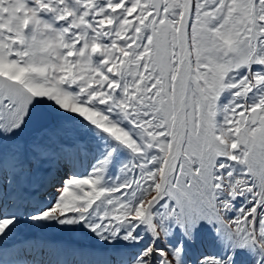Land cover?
Returning <instances> with one entry per match:
<instances>
[{
    "label": "snow or ice",
    "instance_id": "1",
    "mask_svg": "<svg viewBox=\"0 0 264 264\" xmlns=\"http://www.w3.org/2000/svg\"><path fill=\"white\" fill-rule=\"evenodd\" d=\"M0 264H264V0H0Z\"/></svg>",
    "mask_w": 264,
    "mask_h": 264
},
{
    "label": "rangeland",
    "instance_id": "2",
    "mask_svg": "<svg viewBox=\"0 0 264 264\" xmlns=\"http://www.w3.org/2000/svg\"><path fill=\"white\" fill-rule=\"evenodd\" d=\"M22 233H26L27 236H42L44 238L48 237L51 239H62L59 242L61 243H69V242H74V241H80L84 244H88L90 243V241H88L87 239H85L83 236H81L80 234H69L67 232H63L61 231L59 228H47L44 230H40V229H26L23 230ZM21 233V234H22Z\"/></svg>",
    "mask_w": 264,
    "mask_h": 264
},
{
    "label": "bare ground",
    "instance_id": "3",
    "mask_svg": "<svg viewBox=\"0 0 264 264\" xmlns=\"http://www.w3.org/2000/svg\"><path fill=\"white\" fill-rule=\"evenodd\" d=\"M22 236H27V234L26 233H22L21 234ZM37 238H40V239H44V240H47V241H50V242H53V243H60L59 241L60 240H62V239H59V240H56V239H51V238H49V236L48 237H46V238H44V237H42V236H36ZM62 243V242H61ZM68 243V242H67Z\"/></svg>",
    "mask_w": 264,
    "mask_h": 264
}]
</instances>
